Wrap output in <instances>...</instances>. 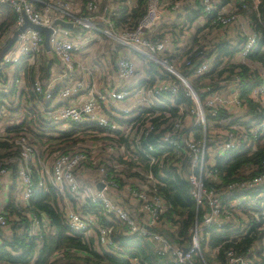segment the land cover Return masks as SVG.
Here are the masks:
<instances>
[{
    "label": "built area",
    "instance_id": "obj_1",
    "mask_svg": "<svg viewBox=\"0 0 264 264\" xmlns=\"http://www.w3.org/2000/svg\"><path fill=\"white\" fill-rule=\"evenodd\" d=\"M213 2L198 0L201 11L190 25L202 27L197 41L203 47L192 54L196 49L194 36L184 47L176 48L168 31L156 33L155 28L166 12L185 19V9L194 7V0H143L140 15L131 23L119 24L115 20L123 5L121 0H0L15 12L12 26L0 34V49L22 24L24 13L29 22L50 28L48 49L58 62L57 70L51 66L43 81L44 37L31 28L19 32L0 56V66H5L0 92L21 95L28 79L30 91L39 95L33 101L40 111L38 115L31 112L32 101L23 105L16 96L13 107L5 105V96L0 99V141L16 153V157L8 156L0 163L2 190L9 186L5 178L11 173L9 165L16 167L12 188L15 211L10 214L0 207V229L14 221L22 231L24 218L40 234L41 218L26 210L36 184L43 192L52 187L70 198L79 210L68 208L63 214L69 232L84 238L94 233L100 251L116 254L112 233L119 224L123 235L143 237L158 254H169L175 264H192L195 258L203 264H217L215 256L221 244L254 236L243 254L225 251L224 264H264V158L259 164L244 165L246 175L257 172L247 181H233V175L224 181L225 172L216 166L217 159L229 150L241 147L247 149V155L256 150V141L264 132V69L249 66L257 69L259 77L251 86L254 78L243 79L235 67L230 74L224 72L219 87H203L200 94L176 72L183 64L197 78L213 68L241 64L247 55L264 51V37L261 40L260 35L248 31L249 24L234 13V6L232 13L227 5L216 9ZM136 5L126 2L129 7L125 14ZM213 12L216 15L211 20ZM55 19L72 26L53 24ZM204 32L207 41L203 42L199 39ZM221 41L230 42L235 52L234 56L220 57L215 66L217 54H203L202 50ZM192 56L194 61H190ZM138 68L145 77L135 81ZM7 69L11 74H6ZM145 69L152 70V82L147 80ZM14 73L18 76L15 84L10 81ZM97 81L101 84L96 85ZM179 86L188 104L176 101ZM218 110L227 114L218 118ZM19 117L20 123L13 121ZM3 120L17 126H2ZM25 120L29 124H24ZM49 125L58 132L72 133L76 144L65 152L60 151L62 145L53 151L45 135ZM116 136V142H122L119 145L112 141ZM62 137L63 133L59 138L64 142ZM90 138L98 141L93 142V148L101 154L95 157L101 160L100 167L91 166ZM100 138L105 142L100 143ZM37 146L43 156H60L55 155L52 163L45 165ZM89 172L96 174L102 188L96 183L93 189L96 181ZM172 175L189 186L195 208L187 230L189 239L183 246L178 241V217H165L171 206L157 192ZM85 177L89 179L87 185L83 183ZM93 207H98L108 224L97 223ZM219 232L227 237L210 247L208 238ZM131 264L139 263L133 259Z\"/></svg>",
    "mask_w": 264,
    "mask_h": 264
},
{
    "label": "trees",
    "instance_id": "obj_2",
    "mask_svg": "<svg viewBox=\"0 0 264 264\" xmlns=\"http://www.w3.org/2000/svg\"><path fill=\"white\" fill-rule=\"evenodd\" d=\"M81 3H85L88 0H78ZM124 0H121V2ZM216 9H219L221 5H227L229 10H232L233 6L235 7L234 13L240 15L246 22L249 24L247 28L255 32L257 35H260L261 40L264 37V0H238L239 3L235 4V0H215ZM257 1V2H256ZM256 2V4H255ZM143 0H138L137 5L133 8L129 14L126 13L125 5H121L120 13L118 18L115 20L116 24L119 23H131L134 19L140 15L142 11ZM197 3V4H196ZM103 4V3H102ZM194 4L197 5V11H201L200 3L198 0H194ZM255 6V9L253 7ZM198 12V13H199ZM198 13H191L187 9V15L194 20ZM211 20L215 17L216 12L211 13ZM0 34L4 30L12 26L15 18L14 10L8 4L0 3ZM210 18L208 19V21ZM192 22V21H191ZM202 27L200 28V30ZM198 30V33H200ZM193 38L195 50L192 51L196 53L202 49V45L197 41V33ZM200 41H207L205 32L201 35ZM224 41V40H223ZM214 42L210 44L209 48L202 50L203 54L210 52H215L217 54L215 58V66L220 62V57L232 56L235 52L232 46H229L227 42ZM231 45V44H230ZM247 60H251L256 66H259L264 69V51H261L259 54L256 52L247 55ZM245 59V60H246ZM195 57L192 56L190 61H194ZM253 65V64H252ZM249 63L241 64H229L228 67L223 66L219 69H212L208 74L194 78L191 76V72L186 70L185 65H181L179 72L183 77L190 83L191 87L200 94V89L203 87H219L220 83L223 81L224 72L232 73L233 68L237 67L239 69V75L243 79H249L250 77L254 78L253 84L256 81H259L257 74V69H251ZM254 66V65H253ZM5 66H0V75H4ZM44 69V67H43ZM146 78L149 82H152L151 78V69H145ZM17 74V73H16ZM15 73L11 76V82L15 84V80L18 77ZM46 76V70L44 69V74ZM145 76H140L139 78H144ZM145 78V79H146ZM203 80H206L205 83ZM28 79L25 80V90L21 91V95H14L17 97V101L23 103H30L34 99H38L39 95L33 94L32 91H28L30 84L27 83ZM3 93L0 92V99L4 97ZM176 101H183L188 104L189 100L184 97V90L181 86L178 87V94ZM249 103V112H252L253 106ZM223 114H227L224 110L217 111V117H224ZM24 124H29V121H23ZM46 124H44L45 126ZM28 128L27 126H25ZM72 133H63V139L70 137ZM65 137V138H64ZM65 141H69L65 140ZM70 143L64 144L60 151L65 152L67 149L72 148L76 144V140L70 139ZM9 145L3 141H0V163L3 162L8 156L16 157L15 152H11ZM264 158V132L258 137L256 141V150L251 154L247 155V149H242L238 147L233 150L227 151L223 156L217 159L216 166L222 169L225 172L224 181L228 180L230 175H233V181H247L251 178L252 175L257 172H249L245 174L244 165L247 163L259 164ZM122 162V160H119ZM11 167V172L15 173L16 177V167L14 164L9 165ZM84 166V165H82ZM145 167L142 168V170ZM229 181V180H228ZM35 182V181H34ZM13 185L10 186L12 190ZM157 192L163 196V198L171 206V210L165 214L167 219H170L171 214H174L178 217L179 229L178 236L181 238L178 240L181 243V246L186 245L189 239L188 228L193 222L194 216V203L189 195V186L176 178V176H170L166 181L165 185L159 187ZM58 194L54 188L49 187L47 192H43L40 187L36 184H33L31 196L28 201V210L33 213L43 212L51 221L54 231L48 234H40L38 237H29L28 225L26 219H21V224L23 229L19 237H14L10 241L2 239L0 241V264H131V260H136L139 264H175L172 261V258L169 254H158L153 250L149 243L145 241L143 237H138L133 234L123 235L121 233L123 227L119 224H115L112 233V241L115 244L117 251L115 253L100 251L95 252L94 249L91 250L92 240L86 241L81 237V235L74 234L69 232L62 211H60L56 204H50V200H55V196ZM98 207H93L95 210L97 223L101 225H106L109 222L103 218L100 214ZM88 211L91 209H87ZM7 211L10 214H13L15 209L10 205L7 206ZM98 212V213H97ZM168 239L172 240L173 237L167 236ZM227 234L225 232L214 233L208 238V244L210 247L221 243ZM35 238L36 242L35 243ZM254 236L240 237L239 240H233L231 242H226L221 244L218 248L215 259L217 264H224V252L227 250H232L236 254H243L251 243ZM85 241V242H84ZM86 243V244H85ZM188 264V263H186ZM192 264H203L201 260L195 258L193 259Z\"/></svg>",
    "mask_w": 264,
    "mask_h": 264
},
{
    "label": "crops",
    "instance_id": "obj_3",
    "mask_svg": "<svg viewBox=\"0 0 264 264\" xmlns=\"http://www.w3.org/2000/svg\"><path fill=\"white\" fill-rule=\"evenodd\" d=\"M126 2L128 3V5H133V3H136L137 0H124L121 3L123 5H125L126 7ZM197 4V3H196ZM127 6V7H129ZM126 7V8H127ZM190 5H188L185 9V19H181L180 18V14L175 13H169L166 12L164 14V16L162 17L161 22L156 26L155 28V32H169L171 34V43L173 46L175 47H179L182 46L185 42H188L197 32L198 30H200V25L196 24V25H190L191 21H189L191 18L189 17V15L186 16L187 14V9L191 12V13H198L199 10L197 11V5H195L194 7H190ZM190 25V26H189ZM246 28V27H245ZM248 31H250V29L248 28ZM44 44V43H43ZM238 46V45H235ZM45 49V47H44ZM49 51V49H45V52L43 54V64L42 66L44 67V69L46 70V73L49 75V71L50 68L52 66V63H56L57 60L53 58L52 54L51 56L47 55V52ZM234 56V54H233ZM236 61L238 60V57H235ZM56 65L58 66V62L56 63ZM43 69V71H44ZM141 69V68H140ZM140 69L138 68V72L136 77H140L143 76L144 74L142 73V71H140ZM54 71L57 70L53 69ZM47 76V75H46ZM145 76V75H144ZM44 77V76H43ZM141 78H139L140 80ZM138 80V81H139ZM29 83V82H27ZM25 89V87H24ZM31 88L28 87V91L30 92ZM62 103L67 104V101H62ZM30 106L32 107L31 112L35 113V114H40V111L38 110V105L36 104V102H34L32 100V102L30 103ZM34 139H38V137H34ZM51 139L52 141V137L48 138V141ZM70 141L71 136L68 137L65 140ZM53 148L54 144L50 145L49 148ZM15 173L11 172L9 175H7L5 178L8 179L9 181V186L2 190L0 188V207L3 209L7 210V206L10 205L12 207V190H10V186L13 185L14 180H15ZM89 179L88 178H83V183L88 182ZM56 204V207L63 212H65L66 209L68 208H73L76 210H79V208L70 200V198L67 195H61V194H56L55 196V200L53 201V199L50 200V204ZM33 213V212H32ZM37 218L40 219L41 218V225H40V234H48V233H52L54 231V227L51 224V221L49 220V217L43 213V212H37L36 213ZM27 227H28V231L27 233L29 234V237H38L40 234L38 233V231L36 230V228L32 227L30 222L27 220ZM21 235V231H15L11 228H1L0 229V241L2 239H5L7 241H10L11 239H13L14 237H19ZM93 237L94 238V242H95V236L94 233H90L88 236H86L84 239L86 241H89V239ZM35 243L36 242V238H35ZM96 247V243L93 244L92 243V247ZM95 252H99L98 250H94Z\"/></svg>",
    "mask_w": 264,
    "mask_h": 264
},
{
    "label": "rangeland",
    "instance_id": "obj_4",
    "mask_svg": "<svg viewBox=\"0 0 264 264\" xmlns=\"http://www.w3.org/2000/svg\"><path fill=\"white\" fill-rule=\"evenodd\" d=\"M228 43V42H227ZM230 43V42H229ZM228 43V44H229ZM187 44V42H185L182 46H179V47H184L185 45ZM229 46H232V47H234L233 45H230L229 44ZM176 48H178V47H176ZM175 48V49H176ZM47 55L48 56H51V53L48 51L47 52ZM232 59H233V57H232ZM226 60H227V62H228V59L226 58ZM231 61H233V60H231ZM243 63L245 62V63H249L250 65H255L254 63H252L251 62V60H244V61H242ZM57 63V62H56ZM56 63H52V68L53 69H56L58 66L56 65ZM256 66V65H255ZM180 67H181V65L179 64L178 65V67H177V69H176V72L178 71L179 72V69H180ZM40 73H41V79L43 80V81H46L47 80V76H42V74H44V71H43V66L41 67V69H40ZM40 73H39V75H40ZM180 73V72H179ZM6 74H11V71L9 70V69H7L6 70ZM181 74V73H180ZM84 77L85 78H87V76L86 75H84ZM135 81H138L139 80V78L138 77H135V79H134ZM80 83H83L82 82V80H78ZM91 82V81H90ZM94 82V81H93ZM88 83V82H87ZM95 84L97 85V84H101V82L100 81H97V82H95ZM14 88L12 89V93H14ZM7 96V97H6ZM3 102L5 103V105L6 104H8L7 106H9V107H13V105H15V103H16V100L14 99V96L10 93V92H8V94H6L5 95V98H4V100H3ZM11 113H14V112H11ZM231 113H233V112H231ZM9 121H10V118L8 119ZM4 121H6V120H3V123L1 124L2 126H8V127H10V126H13V124H14V122H11L12 124H10V122H7V123H4ZM13 121H15V122H17V123H20V121H21V117H19V118H14V120ZM14 125H16V124H14ZM17 126V125H16ZM24 128V127H23ZM59 130L56 128V127H53V126H51V125H49V126H47V130L45 131V135H47V137H52V141H51V139L49 140V142H48V145H49V147H50V145H52V144H55V146L52 148L51 147V149L53 150V151H58V150H56L55 148L56 147H60L61 145L63 146V144H66V143H70L71 141H65L64 140V142H62L61 141V139L59 138V135L61 134V133H64V132H58ZM9 134H10V132H8ZM74 134H76V133H74ZM119 137H113L112 138V141H113V143L114 144H117V145H119V144H121L122 142H116V139H118ZM55 139H59V141H54ZM84 138L83 137H81L79 140L80 141H82ZM97 139L96 138H90L89 139V141H90V143H88L87 142V146L88 147H90V153L92 152V150H93V152H92V154H91V166L92 167H97V166H101L99 163L101 162V160H99V159H97V158H95V157H98V156H101V154L100 153H98L97 151H95L94 152V148H93V142H98V141H96ZM102 142H105V139H101L100 138V143H102ZM100 147V150H102V148H101V146H99ZM125 149L127 150V151H130L129 150V148H126L125 147ZM0 151H3L2 149L0 150ZM73 151H75V150H73ZM37 152H38V154L40 155V156H43L42 154H41V152H40V148L37 146ZM132 153V152H131ZM56 156L58 155V156H60V154H58V153H56L55 154ZM54 155V156H55ZM54 156H43L44 157V161H43V164H45V165H49V164H51L52 163V161H53V158H54ZM119 157H115V159H118ZM128 168H130L129 166L127 167V168H125L124 169V173L125 174H127V169ZM83 175V173L81 172V176ZM88 175L91 177V179H94L96 182H95V184H93V189H94V186L95 185H97V184H99L98 183V181H97V179H98V177L96 176V174L95 173H92V172H89L88 173ZM85 176V175H84ZM97 178V179H96ZM120 180V182H121V179H119ZM15 181V180H14ZM15 183V182H14ZM97 183V184H96ZM84 184H86L87 185V182H85ZM97 187H98V185H97ZM89 188H91L90 189V191L89 192H91V193H93V189H92V186H89ZM100 188H102V186L100 187ZM27 210V212H31L30 210H28V209H26ZM62 214H64V212H63V210H62ZM28 220V219H27ZM8 227L9 228H11V229H13V230H15V231H18L19 229V226L17 225V223L16 222H14V221H10L9 222V225H8ZM20 231V230H19ZM22 232V231H21ZM83 239H84V236H81ZM91 240H92V242H90V243H93V244H95V242H94V238L93 237H91L90 238ZM90 239H89V241H90ZM85 242V241H84ZM86 244V243H85ZM90 248H91V250H98L99 252H100V250H99V248L97 247V244H96V247L94 246V247H92V246H90ZM207 257L208 258H210L208 255H207Z\"/></svg>",
    "mask_w": 264,
    "mask_h": 264
},
{
    "label": "water",
    "instance_id": "obj_5",
    "mask_svg": "<svg viewBox=\"0 0 264 264\" xmlns=\"http://www.w3.org/2000/svg\"><path fill=\"white\" fill-rule=\"evenodd\" d=\"M22 18H23L22 24L17 29L13 30V32L10 35V37L7 39V41L5 42V44L1 47V49H0V56L13 43V41L16 38V35L19 32H21L22 30H24L25 28H31V29H34V30H37V31L43 33V37H44V40H43L44 47H45L46 50L48 49L47 37H48L49 31H50V28L44 27V26H40V25L33 24V23L29 22L24 13H22ZM53 24H58L60 26L68 27V28H70L72 26L70 23H66V22H63V21H60V20H57V19H55L53 21ZM98 187H100L99 184H98ZM183 250H184V248H183Z\"/></svg>",
    "mask_w": 264,
    "mask_h": 264
}]
</instances>
